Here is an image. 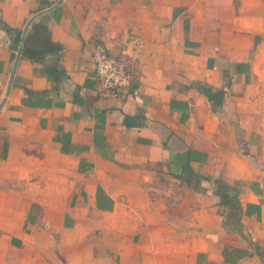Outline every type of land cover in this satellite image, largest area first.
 I'll return each instance as SVG.
<instances>
[{
  "label": "crops",
  "instance_id": "1",
  "mask_svg": "<svg viewBox=\"0 0 264 264\" xmlns=\"http://www.w3.org/2000/svg\"><path fill=\"white\" fill-rule=\"evenodd\" d=\"M0 264H264V0H0Z\"/></svg>",
  "mask_w": 264,
  "mask_h": 264
},
{
  "label": "built area",
  "instance_id": "2",
  "mask_svg": "<svg viewBox=\"0 0 264 264\" xmlns=\"http://www.w3.org/2000/svg\"><path fill=\"white\" fill-rule=\"evenodd\" d=\"M144 43L141 38L131 40L133 55L142 53ZM96 77L95 91L101 98H116L122 95L132 80V75L122 58L110 55L107 51L97 49L92 54Z\"/></svg>",
  "mask_w": 264,
  "mask_h": 264
},
{
  "label": "water",
  "instance_id": "3",
  "mask_svg": "<svg viewBox=\"0 0 264 264\" xmlns=\"http://www.w3.org/2000/svg\"><path fill=\"white\" fill-rule=\"evenodd\" d=\"M17 58H18V56H17ZM16 60H17V59H16ZM15 66H16V62L14 63L13 69H12V71H11V77H10V83H9V86H11V83H12V80H13V74H14Z\"/></svg>",
  "mask_w": 264,
  "mask_h": 264
},
{
  "label": "trees",
  "instance_id": "4",
  "mask_svg": "<svg viewBox=\"0 0 264 264\" xmlns=\"http://www.w3.org/2000/svg\"><path fill=\"white\" fill-rule=\"evenodd\" d=\"M185 171H187L186 167H185ZM236 205H237V204H236ZM236 209H238V210H239V206H238V207H236Z\"/></svg>",
  "mask_w": 264,
  "mask_h": 264
}]
</instances>
